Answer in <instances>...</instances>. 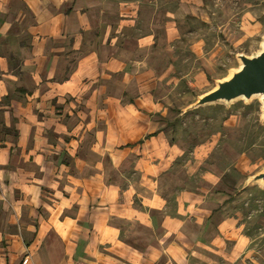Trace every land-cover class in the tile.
Segmentation results:
<instances>
[{"label":"crops","instance_id":"crops-1","mask_svg":"<svg viewBox=\"0 0 264 264\" xmlns=\"http://www.w3.org/2000/svg\"><path fill=\"white\" fill-rule=\"evenodd\" d=\"M147 4L0 0V264H218L226 251L208 192L169 211L152 166L112 182L164 146L157 90L174 59L162 66L152 28L135 34ZM181 34L166 22L168 45Z\"/></svg>","mask_w":264,"mask_h":264},{"label":"rangeland","instance_id":"rangeland-1","mask_svg":"<svg viewBox=\"0 0 264 264\" xmlns=\"http://www.w3.org/2000/svg\"><path fill=\"white\" fill-rule=\"evenodd\" d=\"M146 3L139 18L140 31L135 34L152 28L162 66L174 59L170 69H163L162 86L157 90L167 109L166 116L157 118L164 146L155 155L148 153L138 164L117 171L112 182L123 191L140 172H151L152 166L169 211L177 207L182 192H208L211 203L218 206L217 221L226 222L229 239L222 255L230 257L216 255L218 264H264V185L248 184L251 176L264 170L261 97L188 110L217 81L240 67L238 55L260 51L264 0ZM168 20H174L182 33L173 47L164 40Z\"/></svg>","mask_w":264,"mask_h":264},{"label":"water","instance_id":"water-1","mask_svg":"<svg viewBox=\"0 0 264 264\" xmlns=\"http://www.w3.org/2000/svg\"><path fill=\"white\" fill-rule=\"evenodd\" d=\"M240 67L231 74L216 83L211 91L198 97L188 110L207 106L215 103L229 104L237 99L250 101L259 96L262 101V119L264 120V37L261 49L252 56L238 55ZM261 183L264 185V170L251 176L248 184Z\"/></svg>","mask_w":264,"mask_h":264}]
</instances>
